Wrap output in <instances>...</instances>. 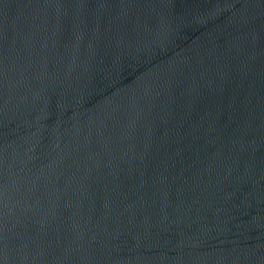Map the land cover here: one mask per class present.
Masks as SVG:
<instances>
[{"label": "water", "instance_id": "95a60500", "mask_svg": "<svg viewBox=\"0 0 264 264\" xmlns=\"http://www.w3.org/2000/svg\"><path fill=\"white\" fill-rule=\"evenodd\" d=\"M0 264H264V0H0Z\"/></svg>", "mask_w": 264, "mask_h": 264}]
</instances>
